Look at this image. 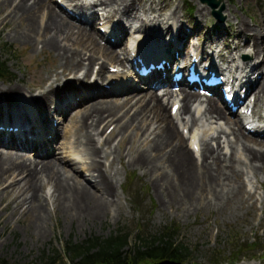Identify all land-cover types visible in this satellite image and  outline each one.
I'll list each match as a JSON object with an SVG mask.
<instances>
[{"label":"bare ground","instance_id":"1","mask_svg":"<svg viewBox=\"0 0 264 264\" xmlns=\"http://www.w3.org/2000/svg\"><path fill=\"white\" fill-rule=\"evenodd\" d=\"M119 1L121 2L97 0L93 6L97 3L104 9L107 6H116L114 14L119 15L120 19L142 21L140 15L132 13L134 0ZM121 6L123 8L119 9ZM1 7H4L2 11L0 10L3 24L22 20L27 35L25 34L20 39H23L25 44H38L42 51L53 53L59 63L58 69L61 70V73L55 69L37 89L28 88L30 94L37 92L29 102V105H32L31 111L34 113L39 111L38 105L48 107L49 103L55 104L63 97H74L75 89L71 91V88L66 87L64 90L69 93L64 95L55 91V85L58 84L61 77L67 75H73L74 78L79 79L78 74L81 69L91 68L98 55L107 59L112 65L120 66L122 63L112 50H103L99 47L96 39L86 31L75 28L63 20L48 0H0ZM152 11L156 13L155 10ZM40 15L43 20L40 29L37 30L38 24L34 28V19ZM239 24L244 33L249 32L252 34L250 37L259 39V43L252 44L253 54L247 53V55L253 57V55L263 52L264 23L262 21L259 23L258 31L249 29L244 22ZM140 28L142 29V26ZM147 33L149 34L151 31L147 30ZM149 36L151 38V35ZM136 41L141 48L157 43L152 39L145 41L136 39ZM246 45L247 43L243 45V49ZM171 47L170 45L167 49ZM83 51L90 54L86 55ZM243 55L244 52L239 56L243 57ZM101 65H104V62ZM245 65L243 73L246 79L251 81V73L253 74L257 70H259L257 78L261 77L255 87H250V92L255 93L254 107L256 109L258 105L264 104V59L262 64L254 70H249L250 63L243 62V67ZM239 68L240 66L236 65L234 73H238ZM89 76V70H86L82 78ZM21 93L20 86H5L0 89V114L3 106L7 109H24V105L19 100ZM98 96L106 95L94 92L86 98L81 106L77 107V112L69 113L67 116V122L78 134L80 133L79 144L83 147L87 160L90 161L89 170L95 175V187L88 185L86 180L79 179L74 170L67 169V165L63 164L56 154L51 152L36 153L31 156L32 158H29L26 156L25 152L28 150L24 149V144L20 142V148H16L14 139L3 140L0 138V194L8 198L6 204L3 205L0 202V212H4L8 206H12V215L23 217L26 211H23L25 202H19L17 191L26 193L24 200L30 201V206H32L30 208L34 213V220L30 223L32 235L35 234L38 238L46 236L47 230L44 226L46 218L53 217L52 213L54 212H58L60 216L64 217L71 227L75 220L90 222L100 220L106 216L110 208L120 205L116 196L115 177L107 170V167L104 168L100 160L102 158L108 160L115 153L111 148L113 140L105 138L99 143L100 148L96 146L95 137L100 139L102 136L98 131V125L106 121L115 124L114 133L120 137L121 145L125 144L131 135H139L141 122L146 123L143 135L140 137L143 150L137 152L135 156L128 157V164L136 165L141 169H152L157 176L154 182L163 185L172 194L178 190V193L188 202L194 201L196 196H204V203L208 205L229 198L236 199L238 197L241 199L238 194H247L250 197L251 194L247 193L244 187L249 178H259L261 183H264V150L261 149V141H252L260 148L251 145L240 130L238 122L226 120V113L219 107L215 99L205 100V108L201 111L203 102L197 103L196 98L192 100L193 97L186 93L174 95L167 90L163 96H157L156 93L149 90L137 100H135L136 96L127 97L120 103L114 100L93 102L99 98ZM162 98L166 99L165 102H162ZM169 101L172 102L171 108L174 104H181L178 111L185 117H181L179 122H174L171 113H169V117L164 113L165 103L167 104ZM88 102L91 103L88 104ZM55 110L58 112V107ZM178 115L180 116L179 113ZM198 122L202 123L201 137L199 138V160L195 158V153L192 151L194 146H197L196 137L199 136L198 133H195L197 129H193V126ZM179 128L187 129L191 148L188 143L184 142L185 138L179 133ZM210 142H215V147ZM122 153L119 158L123 159ZM228 153L229 156H227ZM50 156L51 158H49ZM18 178L20 179L17 180ZM6 180H10V183L4 187ZM236 181H240L241 186L236 188L234 184ZM46 185L50 186L51 193L40 196L38 190H43ZM42 193L44 194L43 191ZM49 200L52 202L53 212H49L50 209L49 211L47 209ZM35 203L37 206L33 207ZM191 205V203H187L186 208ZM37 222L42 226L37 227Z\"/></svg>","mask_w":264,"mask_h":264},{"label":"rangeland","instance_id":"2","mask_svg":"<svg viewBox=\"0 0 264 264\" xmlns=\"http://www.w3.org/2000/svg\"><path fill=\"white\" fill-rule=\"evenodd\" d=\"M133 5L132 13L135 12L137 16L140 15V20L147 24L154 25L156 22H160L162 19L159 16L164 13H167L171 18L175 16V19L183 16L184 25L192 29L193 36L196 38L193 41L195 47L198 48V44L213 35L219 45L222 44L223 47L228 49L227 52L226 50L221 52L228 60H230L231 56L234 58L238 57L241 51L250 52L252 44L254 42L259 43V39L250 37L251 33H244L239 23L244 22L249 29H255L256 31L259 30L258 27L260 28L259 23L261 21L264 23V0H222L220 7L224 9L222 11L224 21L219 24L213 20L209 9L202 5L199 0H134ZM53 7L57 11L54 5ZM3 9L4 7L0 8L1 11ZM152 10H155L156 13H153ZM106 12L107 14L111 13L110 16L114 14L111 7L106 8ZM112 18L126 23L125 20L119 19L117 15ZM1 19L0 16V55L4 60L8 61V66L12 73L15 74V77L5 81L0 80V89L5 88V86H20L22 93L19 96V100L25 105L26 98L30 97L27 91L29 87H37L38 85L35 83H40L41 80L49 77L55 69H57L58 73H61V70L58 69L59 63L53 53L46 50L42 51L41 46H38V44H25L23 39H20L25 34L27 35L22 20L3 24ZM42 20V15L36 17L34 19V28L38 24L37 30H39ZM67 22L74 27V23L69 20ZM81 29L84 28L81 27ZM172 30L173 33L176 32L173 27ZM179 32L185 35L182 28L179 29ZM89 33L97 35L94 29L88 31ZM96 35L95 38L98 45L104 47L105 45L102 44ZM224 42L226 45H224ZM36 43L38 42L36 41ZM246 43L247 45L243 49L242 45ZM213 45V42H209L206 47H213ZM263 46L264 40L262 48H264ZM6 47L10 50L9 55L4 50ZM216 47L221 49L219 46ZM235 47L239 51L235 52ZM123 50L122 47L114 49V51L120 53L124 52ZM83 53L86 55L90 54L86 51H83ZM262 54H264V51ZM103 61L104 59L95 61L91 68L93 77L95 73L104 76L110 72V63L105 64L104 70H101ZM215 63L217 64L216 61ZM85 71L86 68H82L79 76H82ZM255 76H257L256 73ZM69 79L71 77L66 80ZM100 100H120V98H99L95 101ZM162 102H165V100ZM54 106L50 105L48 108L53 110ZM61 107L63 108L64 105H61ZM194 107L191 109L192 111ZM204 107L202 108L204 109ZM170 108L171 102L169 101L167 104L165 103L164 110L167 117H169ZM72 109L73 111L70 112L69 110L68 113L65 112L61 116H59L60 113L52 116V118L55 116L59 120L57 127L58 137L53 143V150L56 153L57 151L59 152L56 157L67 165V169L74 170L75 175L79 179H84L88 185L95 187L96 178L89 170L90 161L87 160L85 151L79 144L80 133L78 134L67 122L69 112L74 114L78 111L77 107ZM13 110L16 111V108L7 109L3 106L0 116L7 117ZM259 112L262 113L261 110ZM181 117L184 118L185 115L180 113L179 118ZM41 118L45 120L44 116H41ZM179 121L174 120V122ZM145 124L141 122L139 135H131L130 139L123 145L120 144V137L117 133H114V129L113 135L109 138L113 140L111 148L115 153L108 160L100 159L104 168L107 167V170L115 177L116 196L120 203L118 207L110 208L106 216L100 220L91 222L75 220L71 227H69V222L67 223L64 217L60 216L58 212H54L52 213L54 214L53 217L46 218V224L44 225L47 230L46 236L38 238L35 234L32 235V227L30 226L31 221L34 220V213L30 208L32 207L30 206L31 203L29 200H24L26 193L17 191L19 202H25L23 211H26L23 217L12 215V206H8L6 211L0 212V259L9 264H34V261L41 255L42 251L46 255L52 256V251H61L62 246L67 242L79 244L89 236L107 238L118 227L127 233H132L138 224H145L148 227L147 232L154 234L160 227L175 223L182 227L178 242L187 244L191 247L190 251H193L190 259L184 264H264V183H261V179L249 178L248 183L244 184L247 193L251 194L250 197L247 194L237 193L241 199H238V197L236 199L229 198L228 200L208 205L204 203V196H196L194 201L188 202L178 193V190L172 194L163 185L161 186V184L154 182L157 176L152 169H141L136 165L130 166L128 164V157L135 156L137 152L143 150V143L140 137L143 135ZM201 125L202 123L198 122L193 126V129H200ZM46 126H49V122L45 120V123H42V127ZM109 127L113 128L115 124L109 123L104 131L108 130ZM181 130L179 128V133L184 137ZM243 134L246 138L251 137L245 134L244 131ZM109 135L107 132L101 139L95 137L97 148H100L99 143ZM230 138L232 139V137ZM184 142L187 144L188 139L185 138ZM210 143L215 147V142ZM250 144L252 145V143ZM261 149L264 150V147H261ZM121 153L124 156L123 159L119 158ZM77 161L85 162L86 165L84 163L78 165L76 164ZM9 183L10 180H6L3 186L5 187ZM234 184L236 188L241 186L240 181H236ZM38 192L40 196L50 194L51 188L46 185L43 190H38ZM136 192H140L136 200L143 210L150 209V204L151 202L153 203L151 216L134 211L130 196ZM2 195L0 194V202L4 205L8 202V198ZM187 203L192 205L186 208ZM36 206V203L33 204V207ZM47 209L48 211L50 209L49 212H53L50 200ZM36 226L42 225L37 222ZM253 243L255 245H252ZM234 253L237 254V263H233L232 254ZM56 260H59L56 264H62L59 257ZM165 263L167 262H163V264Z\"/></svg>","mask_w":264,"mask_h":264},{"label":"trees","instance_id":"3","mask_svg":"<svg viewBox=\"0 0 264 264\" xmlns=\"http://www.w3.org/2000/svg\"><path fill=\"white\" fill-rule=\"evenodd\" d=\"M0 58V72H4ZM174 229L157 237L137 235L129 247V234L118 231L109 238H94L80 245L69 244L64 254L69 255L72 264H148L154 261L178 260L179 251L187 250L182 244L173 241ZM59 254L41 256L38 264H55ZM0 264H9L0 259Z\"/></svg>","mask_w":264,"mask_h":264}]
</instances>
